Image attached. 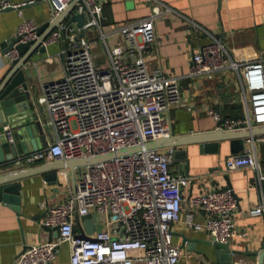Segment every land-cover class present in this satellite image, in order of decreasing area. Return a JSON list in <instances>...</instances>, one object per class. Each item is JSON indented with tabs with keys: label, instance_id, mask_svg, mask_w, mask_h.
Returning a JSON list of instances; mask_svg holds the SVG:
<instances>
[{
	"label": "built area",
	"instance_id": "1",
	"mask_svg": "<svg viewBox=\"0 0 264 264\" xmlns=\"http://www.w3.org/2000/svg\"><path fill=\"white\" fill-rule=\"evenodd\" d=\"M49 1L52 21L72 0ZM26 3L0 0V11L14 7L21 17L14 35L18 40L4 52L10 63L19 58L16 44L40 38L39 24L23 16L21 9ZM72 13L84 14L81 26L76 21L67 23L70 14L41 41L43 46L63 43L60 58L64 74L42 84L38 96L53 128V140L43 149L16 157L9 171L48 160L93 158L128 147L141 148L84 166L63 201L51 205L41 202L45 215L40 223L54 228L55 238L26 246L13 264H52L64 242L70 245V264H178L180 249L170 228L178 221L195 230H206L212 240L221 243L244 237L236 226L238 204L231 187L189 196V208L182 215L186 198L181 187L190 178L172 173L174 147H145L148 141L170 136L168 111L181 101L179 78L167 76L160 66L149 63L156 39L154 21L162 13L160 5L153 4L145 17L113 27L111 33H119L124 43L117 41L111 46L106 42L108 33L102 30L101 0H78ZM198 28L207 40L191 54L188 76L231 68L242 84L244 116L231 119L213 111L218 128L229 131L264 125V57L239 62L231 57L218 34ZM81 31L84 34L79 36ZM90 33L104 43L106 66L94 61ZM3 129L11 140L9 124ZM263 139L249 137L250 146L226 158V169L250 167L254 182L264 181L255 147V142ZM62 175L68 178L66 172ZM88 213H95L102 223L99 232L88 234L93 239L81 238L74 231L76 218ZM247 264H258L257 257Z\"/></svg>",
	"mask_w": 264,
	"mask_h": 264
},
{
	"label": "crops",
	"instance_id": "2",
	"mask_svg": "<svg viewBox=\"0 0 264 264\" xmlns=\"http://www.w3.org/2000/svg\"><path fill=\"white\" fill-rule=\"evenodd\" d=\"M14 3L27 2L21 10L23 16L39 25L49 22L50 3L48 0H10ZM30 1V2H29ZM103 5L102 30L108 33L109 46L117 41L124 43L119 33L112 32L113 27L134 21L150 14L153 4L158 3L162 13L155 19L156 39L151 45L150 66H160L167 76L178 77L181 87V101L168 111L170 136L186 137L198 135L218 128L219 121L213 116L217 111L221 117L244 116L242 84L238 73L225 68L211 75L189 77L190 58L202 43L206 35L198 28L218 34L231 55L239 62L256 61L264 57V0H101ZM169 10H166V9ZM21 17L16 10L0 11V83L10 68V62L4 55V41L15 35ZM91 43L99 39L95 33L89 35ZM101 40V39H100ZM102 41V40H101ZM106 54L103 41L101 42ZM33 47L30 45L25 53ZM63 43L58 41L42 49H36L30 57V67L37 84L38 94L42 84L59 79L64 71L60 58ZM93 57L95 55L93 54ZM97 60V59H96ZM99 61V60H97ZM104 64V62H102ZM98 63L99 66H103ZM239 73H242L241 68ZM44 113L48 114L44 108ZM49 124V123H48ZM50 126L51 139L54 132ZM264 134L254 135V138ZM248 139V138H247ZM245 140L244 148L251 145ZM175 149L171 170L174 175L183 174L190 180L181 192L186 200L182 203V215L189 208L187 198L208 189L231 187L238 208L235 215L236 226L245 233L229 242L230 246L243 251H257L264 242V181L254 182V171L250 167L227 170L226 158L232 154L229 140H221L216 152L200 150L198 143H186L172 146ZM256 156L264 172V139L255 142ZM178 153V154H177ZM189 163V172L184 166ZM52 161V160H48ZM43 163V162H41ZM11 162L0 173L10 170ZM40 163L26 168H35ZM84 167L74 169L72 176L63 178V184L56 188L44 178V172H37L20 179V205L22 215L10 204L0 201V264H13L26 246L39 241L55 238L53 231L41 227L45 215L41 202L49 205L63 201L70 187L78 179ZM14 169V168H13ZM98 218V217H97ZM85 219L77 217L74 231H86ZM173 241L179 246L178 264L205 262L214 260L213 246L206 230H195L183 221L170 225ZM96 231V230H95ZM88 233H94L93 228ZM87 233V234H88ZM70 245L60 246L57 259L52 264H70ZM256 256L235 255L232 264H247Z\"/></svg>",
	"mask_w": 264,
	"mask_h": 264
},
{
	"label": "water",
	"instance_id": "3",
	"mask_svg": "<svg viewBox=\"0 0 264 264\" xmlns=\"http://www.w3.org/2000/svg\"><path fill=\"white\" fill-rule=\"evenodd\" d=\"M37 1L39 0L33 2ZM76 1L78 0H72L68 6L63 9L60 15L52 21L39 25V39L33 42H20L16 44L15 48L19 53V58L15 62L10 63V68L0 83V168L5 167L18 156L45 148L51 139L50 126L44 113V107L38 100L39 94L37 84L34 81V74L29 62L32 52L36 49H42L41 41L50 33L59 21L67 18L71 14L67 23L76 21L79 26L83 24L84 14L72 13ZM27 4L28 3L22 5V8ZM8 10H15V8L8 7L1 11ZM83 34L84 32L81 31L79 36H82ZM17 40L18 38L13 36L4 41L3 45L6 48H10ZM32 44V49L25 53L26 49ZM4 124H9L12 129L11 140L3 129ZM258 134H264V125L253 128H236L229 131L215 129L186 137H158L146 142L145 147L159 149L196 142L199 144L200 150L216 152L219 141L229 140L231 153L236 154L241 153L244 150L245 140L247 138ZM140 148L141 146L128 147L112 154L93 158L44 161L35 168H26L18 171H4L0 173V201L10 204L17 212V215L21 216L20 179L23 177L32 173L44 172L45 180L55 184L58 189L59 186L63 184V179L58 173L59 170L66 169L69 174L68 176H72L74 169L77 167H84L111 156L134 152ZM184 170L186 173L189 172L188 160L186 161ZM82 218L85 219L84 227L86 228V231L77 233V236L85 239H93V237L88 235V230L93 228L94 231L96 230L99 232L102 228V223L98 220L95 213H88ZM40 225L50 231L54 230V228L46 227L41 223ZM53 234L56 235V232L53 231ZM208 242L213 246L214 250L215 258L212 261V264H232L234 256L240 254L256 256L258 264H262L264 258V242L259 250L249 252L232 248L229 243H221L212 239Z\"/></svg>",
	"mask_w": 264,
	"mask_h": 264
},
{
	"label": "rangeland",
	"instance_id": "4",
	"mask_svg": "<svg viewBox=\"0 0 264 264\" xmlns=\"http://www.w3.org/2000/svg\"><path fill=\"white\" fill-rule=\"evenodd\" d=\"M101 42L102 41L100 39L94 40V42L91 43V51H92V54L95 55L94 61L96 62V64L98 65V63L104 62V64L103 63L102 64H103V66H106L107 65V56L105 54V51H104V48H103V45ZM96 59L99 61H97ZM71 125L73 128H75L76 127L75 121H72Z\"/></svg>",
	"mask_w": 264,
	"mask_h": 264
},
{
	"label": "trees",
	"instance_id": "5",
	"mask_svg": "<svg viewBox=\"0 0 264 264\" xmlns=\"http://www.w3.org/2000/svg\"><path fill=\"white\" fill-rule=\"evenodd\" d=\"M240 117V116H239ZM232 118H238V116H233Z\"/></svg>",
	"mask_w": 264,
	"mask_h": 264
}]
</instances>
